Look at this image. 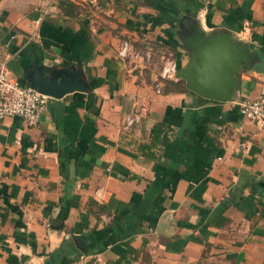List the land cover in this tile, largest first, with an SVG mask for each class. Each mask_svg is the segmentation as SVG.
<instances>
[{
    "label": "crops",
    "instance_id": "1",
    "mask_svg": "<svg viewBox=\"0 0 264 264\" xmlns=\"http://www.w3.org/2000/svg\"><path fill=\"white\" fill-rule=\"evenodd\" d=\"M191 19L254 54L230 100L155 88ZM123 38L149 62L120 57ZM0 62L88 85L48 95L35 124L0 119V264H264V128L237 104L264 83V0H0Z\"/></svg>",
    "mask_w": 264,
    "mask_h": 264
},
{
    "label": "water",
    "instance_id": "2",
    "mask_svg": "<svg viewBox=\"0 0 264 264\" xmlns=\"http://www.w3.org/2000/svg\"><path fill=\"white\" fill-rule=\"evenodd\" d=\"M179 23L177 35L186 50V62L177 74L186 88L215 100H230L238 87V72L251 65L254 54L227 30H202L195 20ZM28 84L52 97L72 90H87L78 71L68 67L34 66L26 73Z\"/></svg>",
    "mask_w": 264,
    "mask_h": 264
},
{
    "label": "built area",
    "instance_id": "3",
    "mask_svg": "<svg viewBox=\"0 0 264 264\" xmlns=\"http://www.w3.org/2000/svg\"><path fill=\"white\" fill-rule=\"evenodd\" d=\"M40 15L34 19L36 23L47 12V6L40 10ZM153 48L145 45L135 48L131 42L123 38L117 47L120 57H131L139 60L143 65L149 62ZM161 64L155 78V88L158 90L160 79L177 80L178 66L171 50H160ZM48 95L41 93L30 84L20 83L11 75L10 70L0 62V119L8 115L20 116L27 124H35L40 114L45 109ZM238 111L246 119L255 123L259 128H264V83L252 98L238 100ZM138 119V114H131L124 118L125 124H131Z\"/></svg>",
    "mask_w": 264,
    "mask_h": 264
},
{
    "label": "trees",
    "instance_id": "4",
    "mask_svg": "<svg viewBox=\"0 0 264 264\" xmlns=\"http://www.w3.org/2000/svg\"><path fill=\"white\" fill-rule=\"evenodd\" d=\"M165 83H166V90L167 89H180V88L186 89L184 80L182 78H180V80L176 82H171L170 80H166ZM161 125L162 124L160 122H156L152 125L151 134H150L151 143H153L155 140L158 139V135L162 129Z\"/></svg>",
    "mask_w": 264,
    "mask_h": 264
}]
</instances>
